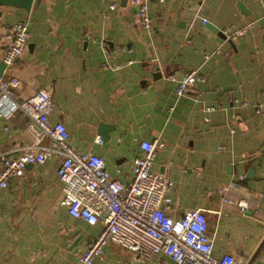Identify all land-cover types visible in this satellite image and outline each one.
Returning a JSON list of instances; mask_svg holds the SVG:
<instances>
[{
    "label": "crops",
    "instance_id": "0c3cea01",
    "mask_svg": "<svg viewBox=\"0 0 264 264\" xmlns=\"http://www.w3.org/2000/svg\"><path fill=\"white\" fill-rule=\"evenodd\" d=\"M148 13L152 25L144 28L130 0L0 4V61L12 25L25 20L28 27L25 50L4 73L20 79L17 99L47 90L49 121H62L68 142L101 155L123 183L131 180L140 142H161L152 169L173 181L161 203L166 213L178 218L185 209H205L215 254L264 264V0H148ZM249 22L233 39L214 28ZM191 67L203 79L177 98L169 76ZM243 98L247 104L235 101ZM30 122L18 109L0 115L1 153L17 156L36 145ZM59 160L52 152L27 164L0 190V264H78L102 230V222L74 218L60 203ZM241 198L249 204L244 212ZM92 264L173 261L164 252L146 260L107 241Z\"/></svg>",
    "mask_w": 264,
    "mask_h": 264
},
{
    "label": "built area",
    "instance_id": "2783aa9c",
    "mask_svg": "<svg viewBox=\"0 0 264 264\" xmlns=\"http://www.w3.org/2000/svg\"><path fill=\"white\" fill-rule=\"evenodd\" d=\"M130 1L135 7L137 23L150 28L152 18L148 13V0ZM202 22L205 23L206 19L203 18ZM253 24L249 22L243 27L233 29L227 26L220 30L225 37L233 39L243 35ZM11 29L12 38L1 57L5 68L0 73V115L21 110L38 130L34 132L36 145L26 146L19 155L6 156L0 152V190L8 185L12 176H21L27 164L41 163L52 152H57L60 154L57 174L62 183L60 203L74 218L89 224H103L102 230L78 254V264H92L107 241H114L146 260L164 252L173 264H243L231 252L214 253L205 209L188 208L182 216L173 218L161 206L165 193L173 184L169 175L152 169L156 147L162 145L161 142L155 139L140 142L141 152L133 160L131 180L123 183L110 175L101 155L78 151L68 142V130L62 121H49L53 101L47 90L38 89L17 99L15 89L20 79L4 71L16 62L27 46V22L17 21ZM169 78L176 83L177 98L186 94L197 79H203L197 67ZM235 101L248 103L244 98ZM260 107L259 104L256 110L259 111ZM212 108L205 107L207 111ZM43 137L50 139L49 145L40 146ZM226 201L230 202L229 199ZM236 204L242 212L249 208L244 198L237 200Z\"/></svg>",
    "mask_w": 264,
    "mask_h": 264
},
{
    "label": "water",
    "instance_id": "95a60500",
    "mask_svg": "<svg viewBox=\"0 0 264 264\" xmlns=\"http://www.w3.org/2000/svg\"><path fill=\"white\" fill-rule=\"evenodd\" d=\"M36 4L39 0H0V4H5V5H14V6H19L25 9H30L32 3ZM240 8L243 9V5L242 3H238ZM215 30L218 31V33L220 35H222L223 37H225V35L221 32V30L217 29L216 27H214ZM5 68V64L0 61V73L3 72V69Z\"/></svg>",
    "mask_w": 264,
    "mask_h": 264
}]
</instances>
